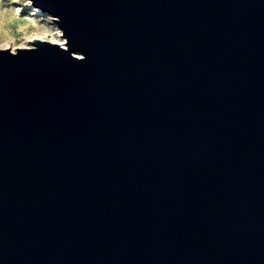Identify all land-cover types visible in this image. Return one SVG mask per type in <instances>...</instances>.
Instances as JSON below:
<instances>
[{
  "label": "water",
  "instance_id": "water-1",
  "mask_svg": "<svg viewBox=\"0 0 264 264\" xmlns=\"http://www.w3.org/2000/svg\"><path fill=\"white\" fill-rule=\"evenodd\" d=\"M66 47L0 48V264H264V0H28Z\"/></svg>",
  "mask_w": 264,
  "mask_h": 264
},
{
  "label": "rangeland",
  "instance_id": "rangeland-1",
  "mask_svg": "<svg viewBox=\"0 0 264 264\" xmlns=\"http://www.w3.org/2000/svg\"><path fill=\"white\" fill-rule=\"evenodd\" d=\"M20 25L26 26L28 32L37 31L39 27L44 26L48 30L52 29L50 34L56 36L54 32L57 31V24L51 14L39 13L32 9L28 0H0V40L10 41L7 45L10 50L29 42V34L23 32ZM47 41L51 42L50 37ZM26 46L32 47L28 44L22 48H30Z\"/></svg>",
  "mask_w": 264,
  "mask_h": 264
},
{
  "label": "bare ground",
  "instance_id": "bare-ground-1",
  "mask_svg": "<svg viewBox=\"0 0 264 264\" xmlns=\"http://www.w3.org/2000/svg\"><path fill=\"white\" fill-rule=\"evenodd\" d=\"M20 29L25 32V33H28L29 36L28 38L29 39V42H27L25 45H32V41L34 39H39V40H45L47 41L48 37H50V41L52 43H57L59 44L60 46L62 47H66V39L62 36V33L61 31L58 29V27L56 28V32H54L56 34V36L54 37L53 34H50L52 33V29L48 30L46 27L42 26V27H39L37 29V31H32V32H28L27 31V27L26 26H21L20 25ZM54 31V30H53ZM10 42V41H9ZM9 42L7 41H3V40H0V48H8L9 46H7L9 44ZM12 44V43H11ZM25 45L23 46H20V47H13L12 48V51H15L16 48H22V47H25ZM26 47H30V46H26Z\"/></svg>",
  "mask_w": 264,
  "mask_h": 264
}]
</instances>
